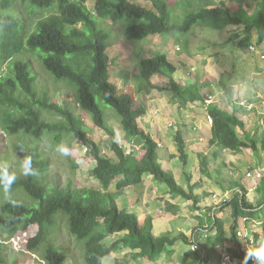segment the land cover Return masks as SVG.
I'll use <instances>...</instances> for the list:
<instances>
[{"label": "trees", "instance_id": "trees-1", "mask_svg": "<svg viewBox=\"0 0 264 264\" xmlns=\"http://www.w3.org/2000/svg\"><path fill=\"white\" fill-rule=\"evenodd\" d=\"M24 1H29L39 8H35V11L47 13L57 7L58 13L40 20L34 32L26 38H23L26 27L22 17L16 13L8 14L7 17L0 14V64L4 61L10 62L9 73L0 76V105L5 108L2 114L5 130L14 136L24 133L31 137L32 142L35 139L40 142L46 135H53L54 143L57 144L64 135L74 136L86 147L89 157L93 163L95 162L91 176L98 186L76 188V191H60L58 188L61 187L56 186L49 192L47 186H52L46 184L44 174L47 168L49 169V161L44 158L39 146L34 148L35 145L30 144L32 147H26V143L16 142L23 158L26 156L32 158L36 174L17 176L11 188L23 189L28 196L40 203V208H29L14 201L2 205L0 264H9L6 251L3 250L4 244H8V241L2 240L1 235L10 240L19 232H26L32 226H38V233L27 242L28 250L37 253L55 225V216L58 213H64L69 217L70 232L85 242V257L88 264H103L106 257L123 249L136 253V259L147 258L151 262H156L160 257H166L167 260L173 261L174 248L178 242L196 246L193 251L198 256L191 264H221L212 243L219 246L227 239L226 227L221 216L226 208L231 210L234 219L231 237L237 247L234 257L244 262L248 248L243 251L238 249L241 246L244 248L247 243L246 231L241 222L250 219L257 221L258 218L259 226L264 227V218L257 213L264 204L254 206L248 197L249 188L235 182L231 184L230 189L234 191L233 197L219 209L203 207L202 197L196 194L195 186L198 183L192 185V177L185 173L187 176L185 188L179 184L172 170L159 162L158 143L137 122L145 116V108H136L134 98L127 93L120 94L116 85L110 81V61L106 55L108 34L100 28L98 20L108 19L115 23L123 19L136 21L126 30V36L131 40H145L157 35L162 37L176 33L188 34L196 27L227 30L228 42L233 43L238 49L249 51V47L254 45L261 51L264 46V0H230L229 3H233L232 5L222 0L219 6L201 8L187 15L182 22L174 23L170 22L173 4L169 0H146L153 8L142 6L133 0ZM88 2H94V11L89 9ZM46 8L51 10L45 11ZM21 27L24 28L23 35L17 37V29ZM39 50L43 53L38 52ZM23 52L34 55L56 79L68 81L69 86L76 88L81 109L91 115L95 127L102 129L111 137V148L116 159L103 154L100 144L83 128L84 126L82 127V121L72 111L58 104H51L47 97L39 99L35 89V78L32 75V62L23 58L14 59ZM177 71V67L164 53L141 59L139 73L141 82L138 85V93L145 92L149 95L154 90L169 91L181 108L199 103L207 105L206 101L212 96H208L206 91L211 87V81L181 85L174 77ZM156 75L166 76L169 79L168 86L155 85L152 78ZM222 84L225 95L231 100L233 96L231 85ZM97 97H101L107 105L115 108L120 117L125 142L133 146L140 143L143 150L141 155L137 156L133 150L127 152L118 141L117 133L108 125ZM207 107L209 115L213 118L212 136L209 141L211 147L221 146L232 153L241 152L243 149L258 151V143L254 137L245 136L243 140L239 135V129L243 132L246 130L243 119L213 105ZM43 109L61 114L62 119L45 120ZM175 141L178 155L174 158L179 159L185 168L189 164V156L182 131L176 132ZM262 149L264 151V139ZM208 166L207 158L201 155V172L207 173ZM147 174L152 175L154 180L166 184L172 195H178L191 202L194 211H206L211 224L210 231L215 230L216 235H210L209 240L203 243L198 239L193 241V237L187 236L184 232L156 236L153 216L148 215L142 221L135 213L121 209L117 202L118 198L126 189L140 185ZM63 222H66V218L60 220V223ZM203 228L202 224H199L193 233ZM237 231H241L244 236L239 238ZM119 235L121 236L118 237ZM262 236L264 228L261 233L254 231L252 235L254 246ZM44 245H48L43 255L45 264L66 263L68 256L65 253L52 248L50 242ZM247 263L252 262L248 260Z\"/></svg>", "mask_w": 264, "mask_h": 264}, {"label": "rangeland", "instance_id": "rangeland-1", "mask_svg": "<svg viewBox=\"0 0 264 264\" xmlns=\"http://www.w3.org/2000/svg\"><path fill=\"white\" fill-rule=\"evenodd\" d=\"M169 1L173 4L170 22L174 23L182 22L187 15L197 12L201 8L219 6L222 0ZM225 1L229 5L233 4L229 3L230 0ZM134 2L153 8L146 0H135ZM30 4L29 1L24 0H0L1 15L7 17L8 14H17L24 19L26 32L23 35L24 28H18L17 37L22 34L23 38H26L34 32L40 20L58 13L57 7L53 10L46 8L45 11H51L41 13L34 10L38 7ZM88 7L94 11V2H88ZM98 21L100 28L108 34L106 55L109 56L110 61V81L116 85L120 94L127 93L134 98L136 108H145V116L138 119L137 122L158 143L160 147L157 151L159 162L164 167L167 165L166 168L172 170L179 184L185 188H187L185 173L192 177V185L198 183L195 186L196 194L202 197L203 207H213V205L217 207L230 200L234 195V191L230 190L231 184L235 182H240L245 187L246 183L251 186L250 191L248 190V197L254 206L264 204V151L262 149L264 139V60L261 58L264 54V46L262 47L263 50L261 49L257 53L238 49L233 43L228 42L229 33L227 30H214L205 27H196L188 34L176 33L162 37L152 36L145 40H131L127 38L126 30L136 21L127 19L120 20L118 23L108 19H99ZM160 39L164 40V43H161ZM178 47L181 50H178ZM38 52L43 53L40 50ZM157 53L166 54L169 61L177 67L178 71L174 77L181 85L211 81V87L206 91L208 96L212 95L214 98L213 107L241 115V119L245 121L246 130L244 133L239 129V135L243 140H245V136L254 137L258 143V151L243 149L241 152L232 153L221 146L211 147L209 141L212 126L208 121L205 104H194L197 107L186 108L189 111V116H194L190 121V118L187 117L188 112L182 115L181 107L173 100L171 92L154 90L149 95L145 92L139 94L137 89L141 82L139 77L140 60L151 58ZM22 58L32 62V75L35 78V89L39 99L47 97L51 104H58L62 108L72 111L82 121V127L84 126L83 128L93 135L100 144L103 154L116 159L111 148V137L102 129L95 127L91 115L80 108L76 88L69 86L68 81L56 79L34 55L23 52L14 59ZM9 63V61H4L0 64V76L9 73ZM193 68L196 69L195 72H192L191 69ZM259 72L261 74H257ZM152 82L155 85L167 87L169 79L163 75H156L152 78ZM222 83L231 85L233 90L231 100L225 95ZM246 100L249 102L247 105H255L252 110L238 105V103ZM97 101L105 113L108 125L116 131L118 140L127 152L133 150L137 156L141 155L143 150L140 143L133 146L125 142L120 126V117L115 108L107 105L101 97H97ZM4 110L5 108L0 105V166L7 165L9 171L14 172L16 176L21 177L23 175L20 164L24 156L16 143L20 141L26 143V147H32L30 144L35 145L34 148L39 146L44 158L49 161V169L47 168L44 172L46 184L52 186H47L49 192H52L53 187L56 186L63 188H58L60 191H76V188H95L98 186L91 176L95 162L93 163L89 157V152H86V147L79 140L68 134L62 137L60 143L55 144L53 135H46L40 142L37 139L32 142L31 137L24 133L16 136L10 135L2 122ZM42 111L45 120L59 121L62 119L61 114L44 109ZM239 115L237 116L240 117ZM171 124L173 126H170ZM174 124H177V127H174ZM179 130L182 131L187 144L189 164L185 167L186 172H184L183 164L173 155L168 164L166 163L170 151L176 149L175 135ZM59 147L67 149V152L61 153L58 151ZM201 155L207 158L209 165L207 173L200 170ZM231 160L239 166H234L230 162ZM249 171L262 172L263 179H259L257 186L254 184L256 178L247 177ZM151 181H147L145 188L151 183L153 186L149 187L147 191L145 189V192L150 193L149 200H153L154 206L143 207L145 200L140 196L139 202L135 197L137 190L130 187L124 196L118 198L119 207L126 209L127 212L135 213L140 220L144 219L147 213L154 215L159 220L156 227L158 236L165 231L172 235H177L180 232L190 235L197 224H202V227L211 225L206 212L194 211L191 202H186L184 198L178 195H172L166 184L159 180ZM142 184L144 181L138 186ZM137 189L140 190V188ZM112 190H114V186ZM167 194L169 195L167 196ZM10 201L21 203L33 209L40 208V203L28 196L23 189L10 188L6 191L4 187H0V209L2 205ZM257 213L264 218V205ZM177 214L182 215V219L175 218ZM221 216L227 232V239L224 243L226 247L225 249L216 248V251L218 254H222L223 251L229 250L233 254L235 248L231 245V237L234 219L231 210L226 208ZM64 218H66V222L60 223V220ZM55 219L56 223L48 233L45 243L50 242L52 248L68 256L65 264H88L85 257V242L77 239L70 232L69 217L64 213H58ZM256 220L250 219L241 222L246 233L250 231L253 234L254 231L258 233L263 231L264 227L259 226L258 218ZM38 231V226H32L26 232H19L16 235L17 240L14 242H10L6 236L1 235L2 240L8 241V244H4L5 249L3 250L6 251L9 264H45L43 255L48 245L42 244L38 251L43 245L44 247L36 253V251L30 252L26 244L29 238L34 237ZM210 235L215 236V230H211ZM260 242H264V236L259 239L258 244ZM184 248L190 251V247L186 244H184ZM133 255L134 253L130 254L128 250L123 249L110 257H106L103 264H156L159 261V264H173L174 259H177L173 258L172 261L171 259L167 260L166 257H160L154 263H147L146 260L135 259ZM197 256L198 254L194 251L189 252L188 255L191 259ZM237 263L243 264L241 260H237Z\"/></svg>", "mask_w": 264, "mask_h": 264}, {"label": "clouds", "instance_id": "clouds-1", "mask_svg": "<svg viewBox=\"0 0 264 264\" xmlns=\"http://www.w3.org/2000/svg\"><path fill=\"white\" fill-rule=\"evenodd\" d=\"M254 46V45H253ZM251 47V46H250ZM250 47H249V51H250ZM180 48V47H178ZM256 48V46H255ZM181 50V48H180ZM107 51V50H106ZM252 52V51H250ZM258 50L256 48V51L255 52H252V53H257ZM109 57V56H108ZM264 54L261 56L262 60H264ZM110 68V67H109ZM195 69V68H193ZM110 70V69H109ZM192 70V69H191ZM213 97V96H212ZM214 99V98H213ZM214 102V100H213ZM242 103H245L244 105ZM240 105L243 106V107H248L250 108V110H252L254 104H249L247 105L249 102L246 100V101H243ZM207 104V103H206ZM207 105H212V104H207ZM207 105H206V112H207V117L210 116L208 111H207ZM80 106V105H79ZM81 108V107H80ZM236 115V114H235ZM237 116V115H236ZM211 117V116H210ZM238 117V116H237ZM213 119V118H212ZM170 126H173L172 124ZM213 126V125H212ZM119 141V140H118ZM120 142V141H119ZM86 149V148H85ZM58 151H60L61 153H66L67 152V149L63 148V147H59L58 148ZM87 152V150H86ZM20 168L22 169V172L24 175H35L36 174V170L33 168L32 166V158L30 156H26L22 161H21V164H20ZM252 173V175L254 176V178H256L258 181L259 179L256 177V175L258 173H262V172H258V173H254L252 171H249ZM248 172V173H249ZM252 176V178H253ZM247 177H248V174H247ZM17 179V176L14 172H10L9 171V168L7 165H3V166H0V185H2L4 187V189L7 191L8 189L11 188V185L16 181ZM263 179V177H262ZM251 188V187H250ZM250 188H249V191H250ZM232 191V190H231ZM219 206V205H218ZM217 206V207H218ZM216 207V206H215ZM221 206L218 207V209L220 208ZM201 212V211H200ZM203 212V211H202ZM206 212V211H205ZM211 226V225H209ZM209 226H206L204 227L203 229H198L196 232H192V237H193V241H195V239H198L200 241V243H203V242H207L209 239V236H210V228ZM194 231V230H193ZM199 232V233H198ZM196 233H198L196 235ZM207 234V238H204L203 237V234ZM240 233H242L241 231H237V236L240 238L241 235ZM254 233V232H253ZM243 234V233H242ZM245 235H247V237L249 238H252V235L250 233V231L248 233H245ZM190 236V237H191ZM244 236V235H243ZM16 236L12 239H10V242H14L16 241ZM28 242V241H27ZM1 240H0V244H1ZM27 244V243H26ZM213 247L215 248V251H216V248H223L225 249L226 245L225 244H222V245H219V246H215L213 243H212ZM231 245L235 248L234 250L236 251L237 250V247L236 245L233 243V241L231 240ZM245 247V246H244ZM193 250L196 248V246H192ZM238 249H240V251H243V248L242 246ZM247 249V248H246ZM245 250V249H244ZM234 251V253H235ZM234 253L231 254L229 252V250H227V252H222V254H218L217 251H216V255L217 257L220 259L221 261V264H222V259L224 257V255H231L232 258H233V261L235 262V264H238L237 263V260H240V259H236L234 257ZM220 255V256H219ZM248 260H251L252 263H247ZM254 260V261H252ZM242 261V260H241ZM243 264H264V242H260L259 244H257L255 247L254 245L250 246V248L247 249L246 251V255H245V258H244V262L242 261Z\"/></svg>", "mask_w": 264, "mask_h": 264}, {"label": "crops", "instance_id": "crops-1", "mask_svg": "<svg viewBox=\"0 0 264 264\" xmlns=\"http://www.w3.org/2000/svg\"><path fill=\"white\" fill-rule=\"evenodd\" d=\"M135 0H133V2H134ZM155 37V36H154ZM160 42L161 43H164V40H162V39H160ZM168 59H169V57H168ZM110 69V68H109ZM257 74H261L260 72L259 73H257ZM264 79V78H263ZM258 86V85H257ZM233 89H234V86H233ZM237 97V96H236ZM236 97H235V99H236ZM239 99V98H238ZM242 102H240V103H238V105L239 104H241ZM193 106H196L197 107V105H189L188 107H186L187 109H189V108H194ZM255 106V105H254ZM186 108H181V110H182V115H185L187 112H188V116L187 117H189L190 118V121H192V119L194 118V116L192 117V116H189V111L186 109ZM246 108V107H245ZM249 110H250V108H248ZM243 110H245L244 108H243ZM237 115H239V114H237ZM240 117L239 118H241V115H239ZM181 121V120H180ZM186 123H188V121H186ZM193 123V122H192ZM173 125V124H172ZM197 125V124H196ZM174 127H177V124H174ZM122 130V129H121ZM159 131V130H158ZM123 133V132H122ZM211 136H212V134L210 135V138H211ZM124 137V136H123ZM215 148V147H214ZM211 150H212V148H211ZM188 151H189V148H188ZM208 152V151H207ZM206 152V154H208ZM169 155V156H168ZM167 156H168V158L166 159V163L168 164V162H169V160L170 159H172L171 157H172V155H173V157L174 156H177L178 155V152H177V148L176 149H174V151H170V153L168 154ZM168 160V161H167ZM178 160V159H177ZM234 166H239L235 161H230ZM172 163H173V160H172ZM166 167H167V165H166ZM165 167V168H166ZM167 169H170V168H167ZM253 178H254V176H253ZM255 179V178H254ZM152 180V181H151ZM147 181H151V182H155V180H154V177L152 176V175H149V174H147V175H145L144 176V184H142L141 186H135L134 188L137 190V194H136V199L138 200L139 198H140V196H142V198L145 200V202H143V207H146L147 205L148 206H154L153 205V200H149L150 199V197L151 196H149L150 195V193L149 192H145V189H146V191L149 189V187H152L153 185H152V183L150 184V186H148V187H146L145 188V185H146V183H147ZM246 182V181H245ZM254 184H256V186L259 184V181L257 180V179H255V183ZM246 186L248 187V188H250L251 186H249L247 183H246ZM142 187V188H141ZM137 188H140V190H138ZM129 189V188H128ZM127 190V189H126ZM124 191V193H123V195H121L120 197H122V196H124V194L127 192V191ZM136 192V191H135ZM154 192H155V190H154ZM153 192V193H154ZM138 194H139V196H138ZM169 194H167V196H168ZM119 197V198H120ZM148 199V200H147ZM139 201V200H138ZM165 201V200H164ZM140 202V201H139ZM187 202V201H186ZM147 206V207H148ZM216 206V205H215ZM214 205H213V207H215ZM219 206H221V205H219ZM218 206V207H219ZM142 207V208H143ZM121 209H123V208H121ZM214 210H215V208H214ZM196 212H200V211H196ZM148 215H151V216H153V218H154V233H155V235L156 236H158L157 235V233H156V227H157V223L159 222V220L158 219H156L155 217H154V215H152V214H150V213H147L146 214V216H148ZM145 216V217H146ZM175 218H180V219H182V215H180V214H177V216H175ZM145 219V218H144ZM144 219H142V220H144ZM208 219H209V217H208ZM197 226H199V224H197L196 226H195V228L197 227ZM165 231V230H164ZM163 234H170V232H166L165 231V233H162V235ZM187 236H191L192 234H186ZM161 236V235H160ZM187 246H189V245H187ZM190 247V251H188V249H186V248H184V244H182L181 242H178V244L175 246V248H174V250H175V255H174V257L173 258H177V259H179V260H177V259H174V261H173V264H191L192 262H193V259H191V258H189L188 257V255H189V252H192L193 251V248H192V246H189ZM129 251V250H128ZM130 252V251H129ZM130 254H131V252H130ZM135 254L136 253H134V257H135ZM183 257V258H182ZM181 258V259H180ZM135 259H136V257H135ZM140 260L142 261V260H146V262L148 263H154V262H151V261H149L147 258H140ZM182 261V262H181ZM192 261V262H191ZM181 262V263H180ZM160 263V261L158 262V263H156V264H159Z\"/></svg>", "mask_w": 264, "mask_h": 264}, {"label": "built area", "instance_id": "built-area-1", "mask_svg": "<svg viewBox=\"0 0 264 264\" xmlns=\"http://www.w3.org/2000/svg\"><path fill=\"white\" fill-rule=\"evenodd\" d=\"M178 50H180V48H178ZM250 51L255 52L256 51L255 46H251L250 47ZM195 71H196V69H192V72H195ZM206 103L207 104H212L213 103V97L210 96L209 99L206 101ZM242 104L244 105L245 103H242ZM208 121H209V123L212 126L213 125V119H212V117L208 116ZM252 176H253L252 173L249 172L248 173V177H252ZM256 177L258 179H262L263 175H262V173H258L256 175ZM240 235H241V237H243V234L242 233H240ZM203 237L204 238H207V234L206 233L203 234ZM246 241H247V243H246L245 247L243 248V250L246 249V248H250V246L254 245V243H255L254 239L253 238H249V237L246 238ZM252 261H254V260H252ZM222 264H235V262L233 261V258H232L231 255H224V257L222 259Z\"/></svg>", "mask_w": 264, "mask_h": 264}]
</instances>
